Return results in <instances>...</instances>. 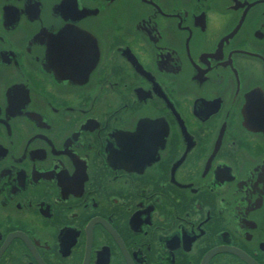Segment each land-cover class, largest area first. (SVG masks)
<instances>
[{"label":"flooded vegetation","instance_id":"af4514ba","mask_svg":"<svg viewBox=\"0 0 264 264\" xmlns=\"http://www.w3.org/2000/svg\"><path fill=\"white\" fill-rule=\"evenodd\" d=\"M261 99L264 0H0V264H264Z\"/></svg>","mask_w":264,"mask_h":264},{"label":"snow or ice","instance_id":"6c2138e0","mask_svg":"<svg viewBox=\"0 0 264 264\" xmlns=\"http://www.w3.org/2000/svg\"><path fill=\"white\" fill-rule=\"evenodd\" d=\"M65 59L66 61L70 64H76L79 63L82 59L85 58V56L87 55V53L80 48H69L66 52H65ZM254 105L257 103L256 101L252 102ZM259 104L261 106V108H264V99H261L259 101ZM132 150H135V148L137 147L136 145H131L129 146Z\"/></svg>","mask_w":264,"mask_h":264}]
</instances>
